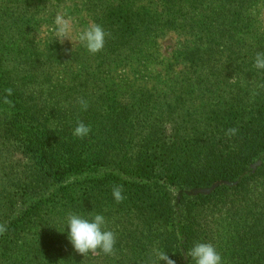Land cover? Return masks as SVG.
Here are the masks:
<instances>
[{
	"label": "trees",
	"instance_id": "obj_1",
	"mask_svg": "<svg viewBox=\"0 0 264 264\" xmlns=\"http://www.w3.org/2000/svg\"><path fill=\"white\" fill-rule=\"evenodd\" d=\"M261 10L264 0H0V264H152L153 249L195 264L196 243L222 264H264ZM58 13L77 37L90 23L111 36L96 54L69 48ZM70 212L103 215L114 253H77Z\"/></svg>",
	"mask_w": 264,
	"mask_h": 264
},
{
	"label": "clouds",
	"instance_id": "obj_2",
	"mask_svg": "<svg viewBox=\"0 0 264 264\" xmlns=\"http://www.w3.org/2000/svg\"><path fill=\"white\" fill-rule=\"evenodd\" d=\"M56 35L61 43L64 39H69V34L72 32V24L69 18L63 14H57L55 17ZM111 36V33H106L103 27L96 23H90L86 28L79 32L77 39L91 54L100 52L105 43V37ZM70 40V39H69ZM71 41V40H70ZM68 51V50H65ZM254 67L257 69H264V52H257L254 58ZM13 90L6 88L4 103L12 105L8 96L12 95ZM77 103L83 110H87L88 102L82 97L77 99ZM91 128L85 125L82 121H77V126L73 130V135L78 138H84L90 132ZM238 129L233 127L225 131L227 137H233L237 134ZM123 187L121 185H114L112 188V196L117 203L122 202L125 197L122 195ZM66 225L68 228V239L72 244L74 250L87 255L89 252L95 253L97 249L101 250L106 255L114 253V246L116 243V235L111 230H105V217L100 214H95L91 220L86 219L76 213H69L66 217ZM6 226L0 224V235L4 234ZM156 261H163L164 264H176V261L171 259L166 252L162 250L153 249ZM195 264H222L221 255L211 243H196L187 253Z\"/></svg>",
	"mask_w": 264,
	"mask_h": 264
},
{
	"label": "rangeland",
	"instance_id": "obj_3",
	"mask_svg": "<svg viewBox=\"0 0 264 264\" xmlns=\"http://www.w3.org/2000/svg\"><path fill=\"white\" fill-rule=\"evenodd\" d=\"M261 17L262 19H264V10H261ZM72 24V32L69 34V39L65 38L64 42H67L69 45V48H74L75 46H77L79 44V40L77 39V35H76V29L73 23ZM176 40H177V36L176 33H168L163 39H161L159 41V53H160V57L161 58H169V56L171 55V53L174 51V49H176ZM151 68L154 69H164L165 65L163 66H153L151 65ZM178 68H176L177 70ZM150 81V80H149ZM155 81H150L148 85H155L154 83ZM135 83H140L141 81L135 82ZM143 83V82H142Z\"/></svg>",
	"mask_w": 264,
	"mask_h": 264
},
{
	"label": "water",
	"instance_id": "obj_4",
	"mask_svg": "<svg viewBox=\"0 0 264 264\" xmlns=\"http://www.w3.org/2000/svg\"><path fill=\"white\" fill-rule=\"evenodd\" d=\"M201 192H209V190H207V189H203V190H201Z\"/></svg>",
	"mask_w": 264,
	"mask_h": 264
}]
</instances>
